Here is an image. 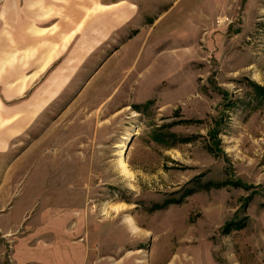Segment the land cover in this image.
<instances>
[{
	"label": "rangeland",
	"instance_id": "rangeland-1",
	"mask_svg": "<svg viewBox=\"0 0 264 264\" xmlns=\"http://www.w3.org/2000/svg\"><path fill=\"white\" fill-rule=\"evenodd\" d=\"M103 3L132 15L0 152V264L29 238L40 264H264V0Z\"/></svg>",
	"mask_w": 264,
	"mask_h": 264
},
{
	"label": "crops",
	"instance_id": "crops-1",
	"mask_svg": "<svg viewBox=\"0 0 264 264\" xmlns=\"http://www.w3.org/2000/svg\"><path fill=\"white\" fill-rule=\"evenodd\" d=\"M130 15V4L103 3V0L1 1L0 87L3 89L0 95V152L8 150L13 140L30 127L46 104L57 95L58 92L51 93L52 86L61 89L67 85L68 71L92 68L85 65L94 54H100V47L105 53L114 24ZM78 27L80 32L76 30ZM37 85L41 89L28 100L12 108L7 105V101L25 94L26 90L22 94L13 92L8 98L6 88ZM17 113L23 114L19 116L20 120H15ZM3 120L11 121L3 124ZM29 243L30 238L24 245L27 244L25 247L30 257L19 261L20 264L39 263L34 259L36 248ZM42 251L45 252L43 248Z\"/></svg>",
	"mask_w": 264,
	"mask_h": 264
},
{
	"label": "bare ground",
	"instance_id": "bare-ground-1",
	"mask_svg": "<svg viewBox=\"0 0 264 264\" xmlns=\"http://www.w3.org/2000/svg\"><path fill=\"white\" fill-rule=\"evenodd\" d=\"M121 167L123 168V171L127 175H131V171L127 165V162L124 159H122V161H121ZM126 219H127V222L129 223L130 228L133 231H138V226H137V223L135 222L134 218H132L131 216H128Z\"/></svg>",
	"mask_w": 264,
	"mask_h": 264
}]
</instances>
